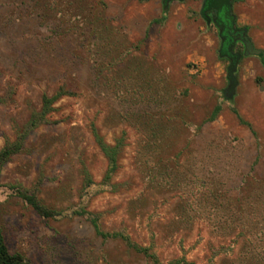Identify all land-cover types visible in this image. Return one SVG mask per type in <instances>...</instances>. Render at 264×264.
Listing matches in <instances>:
<instances>
[{"label":"rangeland","instance_id":"374dc122","mask_svg":"<svg viewBox=\"0 0 264 264\" xmlns=\"http://www.w3.org/2000/svg\"><path fill=\"white\" fill-rule=\"evenodd\" d=\"M203 3L0 0V150L69 93L0 172V231L26 264H153L93 215L159 264H264V0L231 3L261 52L236 45L231 98ZM94 133L121 142L109 180Z\"/></svg>","mask_w":264,"mask_h":264},{"label":"trees","instance_id":"16d2710c","mask_svg":"<svg viewBox=\"0 0 264 264\" xmlns=\"http://www.w3.org/2000/svg\"><path fill=\"white\" fill-rule=\"evenodd\" d=\"M69 93L60 91L57 95L54 97L48 98V97H43V102H42V108L39 113L34 114L27 126L26 129L18 135L17 140L13 143H6L5 146L0 150V172L3 168V166L9 161L10 157L21 152L23 148V142L24 139L28 133V130H32L39 126L42 123L46 122V116L52 111L51 105L53 102L56 101V99L60 96L63 95H68ZM219 109L215 108L214 111L212 112L209 121H213L216 116L218 115ZM249 129H251L250 125L246 124ZM95 141L98 144L101 152L103 153L104 157L107 160L108 163V169L106 173V180H109L111 175L117 170V160L119 157V153L121 150V142L117 141L115 145L110 146L107 145L102 141V139L94 133ZM90 182L87 181V185H89ZM86 185V186H87ZM17 195L25 201L26 204H28L37 214H39L42 218L45 219H50L58 215V213L54 210H50L42 206L36 199L35 195L32 193H29L26 190L23 189H17ZM92 215V214H91ZM95 233L104 238H121L124 240L127 244V246L133 250H135L138 253H143L146 257H148L153 264H159L157 258L148 252V249L146 248H141L137 244L132 243L129 241L128 238L122 236L121 234H108L104 233L100 230L97 218L93 215V218L90 220ZM0 264H26L25 259L22 255L17 254V253H11L7 247V244L4 240V237L0 231Z\"/></svg>","mask_w":264,"mask_h":264},{"label":"water","instance_id":"95a60500","mask_svg":"<svg viewBox=\"0 0 264 264\" xmlns=\"http://www.w3.org/2000/svg\"><path fill=\"white\" fill-rule=\"evenodd\" d=\"M169 1L170 0H162L164 8L166 7ZM178 1H181V0H178ZM232 1L234 0H204L203 5L206 11H213L216 13V15H218L219 12L223 11V15L225 17L230 12ZM220 29H222L221 25H220ZM222 53L223 51L220 50L219 52L220 57H228L230 59V63L227 67V73H226L228 87L225 93L228 98H231L235 92V87L237 85V82L234 77V72L236 70L237 62L240 56L232 52V45H229L226 48L225 56L222 55ZM259 54H261V52L254 50L252 47V44L248 41V39H246L244 42L243 56L259 55Z\"/></svg>","mask_w":264,"mask_h":264},{"label":"flooded vegetation","instance_id":"af4514ba","mask_svg":"<svg viewBox=\"0 0 264 264\" xmlns=\"http://www.w3.org/2000/svg\"><path fill=\"white\" fill-rule=\"evenodd\" d=\"M202 17L207 24H213L218 30V36L220 39L218 52L222 50V55L225 56L226 48L229 45H232V52L239 55V53L236 52L235 47L237 44H240L244 47V42L247 38L245 35V30H238L235 28L234 19L231 13L229 12L224 17L223 11H221L218 15H216V13L213 11H206L203 5ZM220 25L222 26V29H220ZM224 58L230 63V59L228 57Z\"/></svg>","mask_w":264,"mask_h":264}]
</instances>
